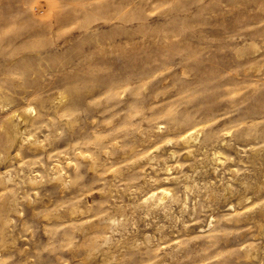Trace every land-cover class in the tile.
I'll return each mask as SVG.
<instances>
[{
  "label": "rangeland",
  "instance_id": "obj_1",
  "mask_svg": "<svg viewBox=\"0 0 264 264\" xmlns=\"http://www.w3.org/2000/svg\"><path fill=\"white\" fill-rule=\"evenodd\" d=\"M0 264H264V0H0Z\"/></svg>",
  "mask_w": 264,
  "mask_h": 264
}]
</instances>
